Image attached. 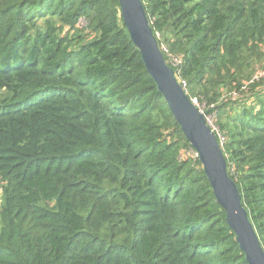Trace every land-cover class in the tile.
I'll list each match as a JSON object with an SVG mask.
<instances>
[{
  "label": "trees",
  "instance_id": "1",
  "mask_svg": "<svg viewBox=\"0 0 264 264\" xmlns=\"http://www.w3.org/2000/svg\"><path fill=\"white\" fill-rule=\"evenodd\" d=\"M141 1L264 250V0ZM0 264H246L118 0H0Z\"/></svg>",
  "mask_w": 264,
  "mask_h": 264
},
{
  "label": "water",
  "instance_id": "2",
  "mask_svg": "<svg viewBox=\"0 0 264 264\" xmlns=\"http://www.w3.org/2000/svg\"><path fill=\"white\" fill-rule=\"evenodd\" d=\"M118 5L129 39L180 132L197 154L215 202L224 210L226 224L234 234L246 264H264V250L242 206L240 192L227 173L221 144L165 62L142 1L118 0Z\"/></svg>",
  "mask_w": 264,
  "mask_h": 264
},
{
  "label": "built area",
  "instance_id": "3",
  "mask_svg": "<svg viewBox=\"0 0 264 264\" xmlns=\"http://www.w3.org/2000/svg\"><path fill=\"white\" fill-rule=\"evenodd\" d=\"M260 77H264V72H260L257 74L256 78H260ZM190 101L198 109V111L204 115L207 125L214 131L220 143L223 140V138L221 137V134L218 132V129L215 127L213 123V117L210 115H207V112L204 111V106L200 105L196 98H192L190 99Z\"/></svg>",
  "mask_w": 264,
  "mask_h": 264
}]
</instances>
